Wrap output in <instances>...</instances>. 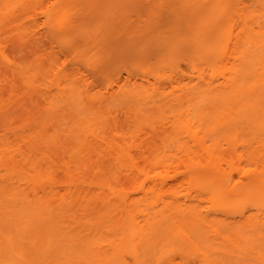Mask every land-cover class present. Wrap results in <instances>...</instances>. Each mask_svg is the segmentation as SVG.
I'll use <instances>...</instances> for the list:
<instances>
[{"label": "bare ground", "instance_id": "6f19581e", "mask_svg": "<svg viewBox=\"0 0 264 264\" xmlns=\"http://www.w3.org/2000/svg\"><path fill=\"white\" fill-rule=\"evenodd\" d=\"M86 1L0 0V264L135 262L139 260L138 249L149 244L166 212L172 213L169 219L172 235L183 238L184 244L195 248L199 264H227L224 258L232 263L264 264V219L259 215L264 212V176L257 170L243 171L244 179L240 177L243 180L238 178L235 182L226 176L227 172L218 167L220 157L215 147L204 145L202 137L191 129L189 119L175 126L172 134L164 137L165 142L183 152V139H187L207 151V161L202 165L190 164L189 180L180 178L179 181L172 176L173 180L168 181L159 174L148 177L136 166L127 150L134 135L126 134L117 120L120 109L99 101L98 105H93V99L84 104L83 100L79 101L76 88L69 84L65 89L58 88L61 94L68 91L71 98L69 123L62 124L54 111L39 119L35 117L38 111L34 112V108L39 110L35 102L41 94V86L32 85L35 70L25 67L22 60L26 51L36 52L38 41L31 40L36 45L30 42L27 47L25 39L28 40L29 33L24 30L22 21L31 20V9L45 6L42 12L45 22L57 27L61 40L67 42L68 31L79 26L80 21L79 27L83 24L86 8L81 10ZM88 1L95 11H91L92 16H101L102 24L105 19L109 22L106 14L103 18L98 4L109 7L114 0ZM78 5L83 8L79 10ZM158 5L163 7V14H154L151 20L158 32V57L166 59L169 54V60L181 47L190 46L191 54L211 70V77L220 78V81L211 79L214 85L205 80L197 83L201 88L197 87L198 92L225 88L235 92L234 99L246 98L257 86L256 82L243 88L247 75L260 76V81L264 82V12L258 13L264 10V0H256L250 7L239 0H162ZM79 12L84 14H81L83 20L80 18L78 22ZM233 18L242 25L235 35L226 28ZM96 19L90 29L98 33L102 24ZM30 22L33 23L32 20L25 22L26 28H30ZM110 34L107 30L99 35L104 40ZM7 53L13 54L10 64L4 59ZM225 62H231V66L220 72L219 66ZM99 69L97 72L101 73ZM18 82L38 90L30 92L37 93V97L33 99L35 93L32 96L29 93L22 102L23 98L16 92ZM190 91L180 88L177 100L191 103ZM167 97L163 95V103L158 107L162 115L158 122L166 114ZM47 99L45 104L52 110L55 103ZM15 105L22 106H19L23 109L20 116L9 114L8 110ZM251 117L254 119L253 115ZM162 157L153 156L155 169L167 163ZM183 181L199 191L198 197L200 193L206 196L211 212L216 214L225 209L223 212L230 214L225 213L227 217L238 219L245 229L227 234L209 226L208 232L216 243L193 240L183 228L193 220H204L188 208L187 200L184 204L179 200L176 189ZM187 196L195 198L190 193ZM248 207L254 213L249 212ZM181 256L187 260L183 254Z\"/></svg>", "mask_w": 264, "mask_h": 264}, {"label": "rangeland", "instance_id": "374dc122", "mask_svg": "<svg viewBox=\"0 0 264 264\" xmlns=\"http://www.w3.org/2000/svg\"><path fill=\"white\" fill-rule=\"evenodd\" d=\"M114 1L113 5H109V7L98 4L102 15L104 14L103 18H106V14L110 19L107 18L109 22L111 21L109 23L106 22V19L102 20L103 24L99 21L101 16L98 17L95 13V16H92V12L95 11L89 7L92 4L90 1L87 0L85 5L82 4L84 8L81 7L82 5H78L80 6L79 10L83 8L81 10L83 11L86 8V11H84L85 14L79 12L80 15L84 14V17L78 15L79 20L77 18L76 21L79 22L80 18L84 21L81 27L79 26L82 21L77 24L79 26L68 31L67 42L61 40L62 36L59 35L61 31L58 32L57 27H52L51 22H45L42 14L45 6H42V9L38 7L31 9V17L27 16L33 22H30V28L28 26L26 28L25 22L29 23L31 20L23 19L24 30H28L26 32L29 33L28 40L25 39L27 47H29L27 43L31 42L36 45L34 43L36 40L38 41H36L38 51L33 52L32 50L33 54L26 51L25 58L22 60L25 67H33L35 70L32 85L34 87L41 86V94L36 99L38 103L35 102V107H37L36 104L39 105V110L34 108V112L38 111L35 113V117L39 119L54 111L62 124L69 123L71 119L70 116L68 117V112L70 113L71 98L68 91L61 94L58 90L59 87L67 88L65 85L69 84L76 88L79 101L83 100L84 104L93 99V105H98L99 101V103L102 102V104L120 109L121 112L118 113L119 119L117 120L122 124L126 134L134 135L129 141L130 145L127 146V150L134 163L137 164L136 166L147 173L148 177L159 174L163 178H168V181L176 178L179 181L180 178L187 181L192 173L190 164L202 165L207 161V151L194 146L187 139H183V145L180 144L184 147L183 152L177 151L170 143L165 142L164 137L171 135L175 126L184 124L187 119L190 120L193 132L202 137L204 145L215 147L216 153L220 157L218 167L221 166L220 170L223 169L227 172L226 176L229 175L228 177H231L234 182L235 179L236 181H239L238 178L242 179L243 171L247 170H257L264 176V85H262L264 82L260 81L261 77L248 73L249 75L244 78V89L257 82L253 94L246 98L241 96L234 99L235 92L225 88H221L222 90L218 88L219 91L213 90V92H198L201 88L196 86L197 83L200 84L202 80L207 83L211 82L212 72L206 64H201V60L198 61L199 58L196 59L197 56L191 54L190 46L181 47L178 52L170 55L169 60L167 59L169 54L165 57L167 60L158 57L159 43L156 39L158 32L151 20L154 14H163V7L158 5L162 0H135L134 4L120 0ZM239 1L250 7L254 6L256 0ZM106 8L107 10H105ZM76 10L74 9V11ZM263 12L264 10H260L258 13L262 14ZM73 15L74 13H72V17ZM94 18L100 25L102 24L101 27L99 26L101 34L107 30L111 31L110 36H106L107 39H104L105 41L101 39L99 32L95 33L93 29H90ZM201 27L204 26L201 25ZM227 27L231 34L235 35L240 31L242 25L240 20L233 18ZM173 42L175 43V41ZM28 51L31 52L29 49ZM229 66H231V62L230 64L225 62L219 66V71L225 72V68ZM97 68H100L102 72H97ZM100 69L99 71H101ZM38 71H40V75L37 73ZM218 79L220 81V78ZM214 80L216 79L214 78ZM21 82L17 83L16 92L20 94L18 95L21 99L23 98L22 102H25L24 98L35 89L27 87ZM182 87L191 90V103L185 104L184 100H177ZM36 94L33 99L37 97ZM161 94L168 96L165 101L169 100L164 106V108L167 107L166 117L163 114L165 119L158 122L161 115L158 107L163 103ZM45 98H49V101L53 100L55 103L52 110L47 108L48 103L46 105L45 102L48 99ZM246 101L251 104L246 105ZM19 106L15 105V108L9 109V114H14V117L15 115L20 116L22 112L20 107L22 106ZM48 107L50 106L48 105ZM251 115L254 116V119ZM262 129L263 131H261ZM127 141L128 139L125 142ZM156 155L163 156L167 162L162 167H156L157 169L152 165V158ZM123 174L125 173L123 172ZM187 183L183 181L181 187L176 189L180 197L179 200H183V204L187 200L188 208L200 214L201 220L207 221L205 224L204 221L198 220V223L193 220L183 228L193 240L205 239L209 244L216 243L217 241L208 232L209 226L221 229L227 234L245 229L238 219L227 217L230 214L225 211L226 215L223 212L225 209H221L224 215L220 211L218 212L221 215L211 212V206L206 196L200 193L198 197L199 191H196L194 187H189ZM188 193L195 198L190 196L192 198L190 199L187 196ZM185 206L183 205V207ZM247 210L254 213V210L249 207ZM217 214L219 216H216ZM259 215L264 219V212ZM170 218H172L171 212H166L160 218L161 227L151 237L149 244L138 249L139 260L168 259L170 255L179 252L191 264H199L195 248L184 244L183 238L172 235V228L169 225ZM178 224L180 227L182 226L179 222ZM128 259L130 258L128 257ZM224 260L227 264H240L232 263L228 258H224ZM74 261L77 259L74 258Z\"/></svg>", "mask_w": 264, "mask_h": 264}, {"label": "snow or ice", "instance_id": "6c2138e0", "mask_svg": "<svg viewBox=\"0 0 264 264\" xmlns=\"http://www.w3.org/2000/svg\"><path fill=\"white\" fill-rule=\"evenodd\" d=\"M50 8L53 7V5L49 6ZM221 47H223V40H221ZM13 54L12 53H7L4 54V59L7 63H12ZM127 264H191L190 261H187L182 258V256L177 252L175 255H170V258L165 259L161 258L158 260H150V259H145V260H137L135 262L129 260L127 261Z\"/></svg>", "mask_w": 264, "mask_h": 264}]
</instances>
